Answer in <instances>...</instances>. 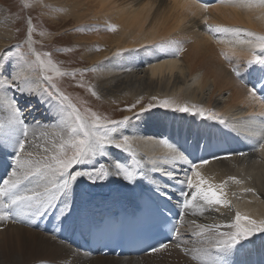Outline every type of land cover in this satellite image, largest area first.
Returning <instances> with one entry per match:
<instances>
[{"label": "bare ground", "instance_id": "obj_1", "mask_svg": "<svg viewBox=\"0 0 264 264\" xmlns=\"http://www.w3.org/2000/svg\"><path fill=\"white\" fill-rule=\"evenodd\" d=\"M45 3L61 7L64 15L62 24L66 25L71 21L75 23L72 28L74 43L89 67L92 69L103 65L97 71H92L94 81L90 87L99 95V98H95L109 105L111 109L123 107V111L118 112L123 115L118 114V118L111 119L119 120L124 116H132L155 96L159 100L172 101L174 106L186 104L190 108L193 105L203 108L206 114H218L229 123L228 125L231 124L228 126L225 123L226 128L230 127L232 130L236 123V130L241 129L242 133L247 130L256 136L253 139L230 140V146H227L224 140L229 136L222 130L224 126L217 121L192 113H187L186 116L172 109L153 108L139 120L133 119L124 129V134L133 138V147L138 157H143L146 178L137 184L104 182L95 188L80 185L70 200L73 205L70 217L63 223L52 214H49L46 220L37 219L35 223H28L23 218L15 222L10 219L2 220L0 232L6 229L8 232L6 235H0V264H196V261L192 260L191 252L182 250L204 247L198 243L199 237L193 235V231L191 237L188 231L189 240L181 243V248L171 247L175 239L177 240L175 235L167 249L138 257H92L78 253L76 249L61 241L66 239L65 234L71 229L75 232L68 236L75 238L79 226L73 225L70 228L67 221L83 218L88 212L87 204L92 201L93 196H102L104 200L102 209L107 211L101 215L103 218L110 211H116L123 201L135 208H123V211L133 215L138 210V196L149 187L172 183V188L178 193L180 186L167 181L161 173L151 169L153 161L161 167H167L163 164V159L168 150L160 144L163 140L162 133H170L168 140L171 143H174L175 138L196 143L194 138H187V135L180 132L182 127L184 130L198 129L199 135L202 131L209 136V147L199 149L198 152L194 150L188 155L191 161L192 156H197L194 163L206 179L219 184L229 176H234L243 183L237 185L229 181L226 185V198L232 202L231 207L206 211L203 216H193L190 213L180 215L176 228L179 230V224L183 219L187 221V217L193 218L189 220L198 219L207 225L227 224L232 221L237 209L253 218H264V150L260 149V144L264 143V115H261L264 112V97L259 92L264 81V72L260 71L258 66L252 70L242 68L240 73L250 71L251 83L255 86L253 89L244 87L242 74L237 77L233 66L227 62L233 56L246 64L249 58L247 46L235 43L236 37L232 33L213 35L204 25V20L207 19L208 24L213 26L241 28L264 34V5L258 0H237L235 3L214 0L205 11L199 2L193 3L192 0H46ZM3 17L4 12L0 9V51L10 42L11 31L10 25ZM113 25L116 31H109ZM186 38L192 40V46L187 51L183 49L185 54L183 53L181 58L180 54H174V48L168 51L161 45L171 41L179 44ZM241 38L251 39L244 36ZM218 51L223 60L219 58ZM209 86H212L213 90L206 96ZM253 90L256 93L255 98L250 94ZM223 91L229 93L227 99L218 100L216 96H220ZM140 97H143V100L136 109L131 112L125 110ZM22 98L21 107L36 105L33 103L36 97ZM37 103L42 104L44 110L43 114L35 119L47 127L54 119L55 113L38 99ZM35 109L37 107H34V111ZM6 116L7 113L0 109V121ZM255 116L261 119L259 123L254 122ZM26 122L34 126L35 121L27 118ZM247 141L250 143L245 144ZM11 151L13 148L8 143L5 130H0V178L8 177L6 170L10 168L11 163L7 154ZM240 152L245 155L234 154ZM116 156L130 167H134L130 160H124L126 154L114 151L113 157L110 158ZM202 160H208L209 163L202 164ZM180 167L188 170L190 165ZM153 173L159 174L157 176L160 180L152 177ZM188 174L191 175V172L188 171ZM179 177H184V171L179 172ZM243 188H253L255 194L244 193ZM162 196L169 198L170 194L165 196L162 193ZM91 206L97 210L99 202L92 201ZM178 210L180 213L181 208ZM24 227L31 229V232ZM224 230L226 229H222ZM192 239L194 244L188 245ZM199 240L204 241L202 238ZM230 260L233 264H264V239L254 238L253 243L236 252Z\"/></svg>", "mask_w": 264, "mask_h": 264}, {"label": "snow or ice", "instance_id": "obj_2", "mask_svg": "<svg viewBox=\"0 0 264 264\" xmlns=\"http://www.w3.org/2000/svg\"><path fill=\"white\" fill-rule=\"evenodd\" d=\"M192 2H199L200 7L205 11L210 7L207 0H192ZM220 2L235 3L237 0H220ZM258 2L264 5V0ZM30 6L28 3L24 4L25 8ZM27 23L24 43L28 46V53L35 59H28V54L21 51V44L0 51V109L7 113L6 118L0 121V130H5L8 143L13 148V152L10 153L13 157L9 165L10 173L7 178H0L2 179L0 220L12 219L15 222L23 218L28 223H35L37 219L52 214L63 223L69 219L73 210L70 202L72 195L85 182L90 185L104 182L137 184L145 179L143 157H138L133 147V138L124 134L122 126L128 125L133 119L139 120L144 113L153 108L192 113L217 121L221 125L226 123L218 114H206L203 108H196L194 105L190 108L186 104L174 106L172 101L159 100L155 96L132 116H124L120 120L101 116L90 108L81 109L57 83L58 78L66 76L75 78L77 72L61 70L53 61L51 53L36 51L32 38L35 27L31 19ZM204 25L213 35L234 34L235 43L247 46L249 53V58L246 60L247 68L252 70L258 66L260 71L264 72V34L241 28L213 26L208 24L207 19L204 20ZM108 30L116 31V27L113 25ZM44 34L41 32V35ZM168 46L175 49L174 54H179L183 50L176 41L169 42ZM100 67L103 65H98L91 71H97ZM79 71L83 75V72L89 69ZM233 71L237 77L241 75L238 68H233ZM89 91L92 96L99 98L93 88L89 87ZM250 94L255 98L254 90ZM24 96L36 97L55 113L54 119L47 127H44L40 121H35L34 126L26 122L27 106L21 107L19 99ZM142 100L143 97H140L125 110L131 112L141 104ZM261 115H264V112ZM160 144L168 150L163 159V164L167 167H161L153 161L151 171L161 173L167 181L180 186L178 194L173 193L177 195L178 205L181 208L179 215L190 213L193 216H203L206 211H218L219 207L232 206V202L226 198L225 187L229 181L237 185L242 184L243 181L229 176L222 183H212L201 174L197 164L191 162L179 146L167 139L161 140ZM260 149L264 150V143L260 144ZM114 151L126 154L124 160H130L134 167L122 162L119 156L110 158L113 157ZM234 154L245 155L243 152ZM200 163L207 164L209 161L202 160ZM182 165H190V168L184 170L180 167ZM180 171H184L182 179L179 177ZM170 187L172 183H164L163 186L156 185L153 191L168 196L167 190ZM242 192L255 194V189L243 188ZM191 223L199 229L193 235L202 238L207 244L204 247L182 249L191 252L192 260L196 261V264H233L230 260L231 256L253 243L254 238L264 239V218H253L239 209L235 211L232 221L227 224H197L196 220H192ZM173 233L177 237L180 235L176 227L173 228ZM176 246L181 247V244L178 243ZM167 248L168 243L149 246L152 253Z\"/></svg>", "mask_w": 264, "mask_h": 264}, {"label": "rangeland", "instance_id": "obj_3", "mask_svg": "<svg viewBox=\"0 0 264 264\" xmlns=\"http://www.w3.org/2000/svg\"><path fill=\"white\" fill-rule=\"evenodd\" d=\"M45 1L46 0H0V9H2L4 12L3 18L6 19L5 21L8 22L7 24L10 25L9 29L11 30L9 34L10 42L6 45V47L3 48V50L8 49L13 45L21 44L22 45L21 51L23 53L28 54V59L29 60L35 59L34 56L28 53V46L27 44L24 43V41L26 40V33L28 27L27 22L29 19H31L32 24L35 27V31L32 37L33 41L35 42L33 44L34 49L39 52L51 53V57L53 61L61 68V70H65L67 72H73V71L77 72L75 78H72V76L58 78L57 83L60 89L64 91L66 94H68L73 99V102L77 103V105L81 107V109L90 108L92 111H95L99 115L107 116L110 119L113 117L118 118L120 115H123L118 113L123 111L122 109L123 107L122 108L117 107L111 109L109 105H106L104 102H102L99 99H96L94 96L91 95V92L89 91V87L94 81L93 75H91L93 72L91 71L89 65L84 61L83 55L78 51V48L74 43V38L72 36L73 34L72 28L75 27V23L71 21L69 24L66 25L62 24L64 21L62 20V18H64V15L62 14L63 11L61 7L47 4L45 3ZM25 3H28L31 6L25 8L24 7ZM41 32L45 34L41 35ZM198 40L199 37H197V41ZM216 43L218 44V42ZM161 45L163 46V49L171 51L167 43L165 45L161 43ZM178 45L179 47H181L182 49H186L187 51L192 46V40L189 38H186L185 40L182 39L181 43H179ZM69 49L71 50L69 51ZM184 52L185 50L180 51L179 58L183 56L182 54ZM217 53L220 54L219 51ZM219 58L223 60L221 54L219 55ZM227 63L232 65L233 68H238L240 71L243 70L242 68L247 67L246 64L241 63L240 61H238L237 58H234L233 56L231 57V60H228ZM84 69H89V71L83 72V75H81L79 70H84ZM241 74H243V77L246 80V81L244 80L243 83L244 87L249 86L248 84L250 82L248 81L246 73L243 71L241 72ZM80 84H83L84 86L83 87L78 86ZM211 90H213V87L209 86V91H207L205 95L207 96L211 92ZM228 95L229 93L223 91L220 96L217 95L216 97L218 100L221 99L226 100ZM33 103H36L34 107L35 108L37 107V109H35L34 111L33 106L31 105L27 106L26 109L28 115L27 118H31L32 120L36 121L35 118L43 114L42 111L44 110V107L42 106V104L38 105L37 99H35ZM20 105L22 106L21 103ZM156 109H160V107H156ZM156 109L154 108V110ZM37 113L39 115H36ZM120 119H122V117L119 118V120ZM127 126H122V127L126 129ZM10 170L8 174L10 173ZM84 184L90 188L91 187L95 188L97 186V185H90L88 182H85ZM101 197L93 196L91 200L93 202L98 200L102 201ZM187 218H188L187 221L186 219H183L182 222L179 224L180 235L179 237H177V240L175 239L174 244L171 245V247L181 248V247H177L176 245L178 243L179 244L183 242L185 243L186 241L189 240V237H191L192 231L195 232L199 230L196 228L195 225L191 223L192 220H189L193 218H189V217ZM0 223H2V220H0ZM196 223L202 224L201 221H199L198 219H196ZM24 228L28 229V231L31 232V229L29 230V228L26 227ZM6 230L4 232H0V235L4 233H5L4 235H6L8 232ZM8 230H10V228ZM188 231H189V237H188ZM199 239H198L199 244L207 246L205 241H200ZM194 242L195 241L193 240L187 244L192 245L194 244ZM186 258L190 260V258L188 257Z\"/></svg>", "mask_w": 264, "mask_h": 264}]
</instances>
